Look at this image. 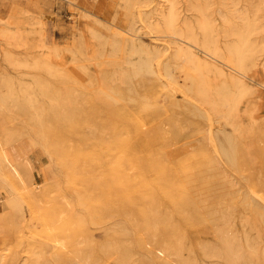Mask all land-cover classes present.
<instances>
[{
  "label": "rangeland",
  "instance_id": "obj_1",
  "mask_svg": "<svg viewBox=\"0 0 264 264\" xmlns=\"http://www.w3.org/2000/svg\"><path fill=\"white\" fill-rule=\"evenodd\" d=\"M263 83L264 0H0V264H264Z\"/></svg>",
  "mask_w": 264,
  "mask_h": 264
},
{
  "label": "bare ground",
  "instance_id": "obj_2",
  "mask_svg": "<svg viewBox=\"0 0 264 264\" xmlns=\"http://www.w3.org/2000/svg\"><path fill=\"white\" fill-rule=\"evenodd\" d=\"M172 2V1H170ZM170 5H172L170 3ZM169 5V7H170ZM254 8V7H253ZM170 9V8H169ZM171 12V10H169ZM243 11V10H242ZM169 12V13H170ZM241 14V13H240ZM245 15V14H244ZM168 16V15H166ZM241 16V15H240ZM165 17V15H164ZM170 16H168V18H170ZM165 19V18H164ZM172 19V18H170ZM168 19L166 22L167 24L170 25V20ZM173 25V24H172ZM170 25V26H172ZM150 32V31H149ZM147 34V33H146ZM151 35V34H150ZM146 37H151L149 36H146ZM157 37V36H156ZM150 39V38H149ZM152 39H156V38H152ZM242 41V40H241ZM180 43V42H179ZM181 44V43H180ZM191 44V43H190ZM195 45V44H194ZM237 46V45H236ZM239 47V45L237 46ZM183 48V47H182ZM232 48V47H231ZM241 48V47H240ZM189 49V48H188ZM237 49V48H236ZM190 50V49H189ZM209 51V50H208ZM192 52V51H191ZM242 52V51H241ZM208 54V52H206ZM190 54V53H189ZM195 54V53H193ZM214 54V53H213ZM192 55V54H191ZM204 55V54H203ZM217 55V54H216ZM223 55V54H222ZM193 56V55H192ZM215 56V55H214ZM212 57V58H215V57ZM206 57V56H205ZM224 57V55H223ZM222 57V59H223ZM234 58V56H233ZM211 60V59H210ZM221 60V59H220ZM213 62V60H212ZM235 62V61H234ZM242 61V58H238L237 60V64L238 66H240ZM211 63V62H210ZM236 64V63H235ZM236 64V65H237ZM148 65V63H147ZM218 67H220V65H216ZM144 67V66H143ZM142 67V68H143ZM217 67V68H218ZM243 68V67H242ZM144 69V68H143ZM148 69V68H147ZM232 70L238 72V73H242V71H239L238 70V67L237 69L231 67ZM240 69V67H239ZM244 69V68H243ZM246 69V68H245ZM221 71V70H220ZM245 72V70H243ZM222 72V71H221ZM237 77V76H236ZM244 83V82H242ZM264 84V83H263ZM132 85V84H131ZM127 86V85H126ZM125 86V87H126ZM241 85H239L240 87ZM119 88V86H117ZM133 87V86H132ZM131 87V89H132ZM143 87V86H142ZM146 87V86H145ZM243 87V85H242ZM130 88V87H128ZM127 88V89H128ZM124 89V87H123ZM126 89V90H127ZM241 89V88H240ZM243 90V89H242ZM135 93V92H134ZM120 96L123 98V103H119V101L116 99V102L115 105H117L118 107L122 108L123 110L125 111H130L126 105H125V101L126 100H129L130 99V96L129 95H126L125 92H122L120 94ZM130 113V112H129ZM64 119L65 118H58L56 120H54L55 123H52L50 121V124H49V127H48V135H53V133H55L56 130H58L59 128H61L65 122H64ZM106 122V121H105ZM42 127V126H41ZM114 127H117V126H114ZM47 130V129H46ZM158 131V130H157ZM44 132V130H43ZM45 135L47 133H44ZM116 130L113 131V133L111 134V139H112V142L111 144H113L115 141H116ZM162 137V136H161ZM100 138V135L96 136V139H99ZM103 138V137H102ZM148 138V139H147ZM146 139H147V143H146V146L148 147V155H151L154 150H165L168 146H169V142H167L166 140H159L156 139V141L151 137V136H148ZM157 138V137H156ZM105 141V140H104ZM109 143V141H108ZM104 144V143H103ZM102 145V144H101ZM110 145V143H109ZM4 146V145H2ZM1 146V143H0V147ZM106 146V144H105ZM111 146V145H110ZM107 147V146H106ZM152 147H155V149L153 150ZM5 148V147H4ZM97 148V147H96ZM172 150V153H170V158L171 159H175L177 161V168L173 171V172H169L166 168H167V165L166 166H163L161 167L160 169V178H163V181L162 182H169L171 180V182L173 183H178L180 186H182V190H181V194L179 196V199L181 200V202H189L190 201V198L192 196V190L194 188H196L197 184L200 183V173L201 172H204L206 166H207V159L205 157H202V156H199L197 154H191V155H188V153H185L178 145L174 144V147L171 149ZM230 159H234L232 158L231 156H229ZM8 158H11V161L8 159ZM14 160H16L13 156V154L10 152V151H7L5 149H0V181L1 183H3L5 186H8L9 187V194H13V193H16L17 190L14 189V186H13V179L12 177L14 176H17L15 177L16 180H19V179H22V175L20 173V166L17 164L19 162H15ZM17 161V160H16ZM15 162V163H14ZM26 162V161H25ZM249 163V161H248ZM26 165V164H25ZM192 168L194 169V171L192 172ZM22 170V169H21ZM22 172V171H21ZM112 172H115L114 170ZM23 173V172H22ZM116 174L113 173V175ZM14 175V176H13ZM24 180V179H23ZM165 183H160L161 186H163L164 188H166V186L164 185ZM110 185V184H108ZM205 186V189H211L212 188V183H205L204 184ZM128 189H131L129 184H126L124 183V186L121 187L119 189L120 193L121 194H128V192H130ZM169 196L170 198L174 201L175 204H177L176 200H175V195H173L172 193L170 194L169 191H167V189H163ZM137 193H141L142 190H138L136 191ZM178 199V200H179ZM20 203V202H19ZM22 204V203H21Z\"/></svg>",
  "mask_w": 264,
  "mask_h": 264
}]
</instances>
